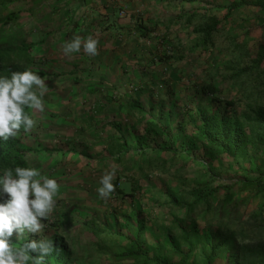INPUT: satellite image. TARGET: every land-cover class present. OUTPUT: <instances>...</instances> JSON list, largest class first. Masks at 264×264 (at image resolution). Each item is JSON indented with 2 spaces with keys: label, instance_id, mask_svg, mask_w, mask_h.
<instances>
[{
  "label": "rangeland",
  "instance_id": "1",
  "mask_svg": "<svg viewBox=\"0 0 264 264\" xmlns=\"http://www.w3.org/2000/svg\"><path fill=\"white\" fill-rule=\"evenodd\" d=\"M172 1L181 4L178 0ZM197 1L194 5L182 3L180 8L172 4L174 9L167 11H144L142 17L134 13L142 19L158 17L157 29L139 44L142 49L138 50L136 45L137 51L145 53V57L141 53V58L143 67L152 75L150 91L154 94L152 104L144 105L149 111L144 117L128 114L116 117L121 119L123 138L115 141L113 130L108 127L100 130L101 137L78 133L73 139L65 138L64 142L59 141L55 130L46 126L42 130L38 129L40 125L35 126L24 133L22 143L26 149H53L69 140L71 146L68 143L66 147L74 146L76 152L65 161L67 156L52 157L46 152L31 154L32 166H29L60 184L56 206L48 219L42 221L43 231L37 235L25 233L30 240L56 237V245L60 242L63 246L62 261H49L47 256L45 261L49 263L45 264H63V261L65 264H113L112 254L126 251L129 243L125 236L134 235L139 227L142 239L160 258L178 257L172 251L178 247L188 264H206L209 235L216 234L217 226L213 223L222 209L224 191L239 180L237 175L259 158L263 149L254 141L262 130L253 120L256 105H264V64L260 71L243 72V69L250 67L259 45H264V14L252 7H242L223 19V6L237 0ZM212 18L220 22L207 46H200L203 31ZM166 57L170 58L160 62L159 59ZM19 64L25 66L23 60ZM28 65L30 68H26L41 74L47 67V59L33 55ZM45 82L49 91L44 98L56 97L55 83L47 79ZM131 85L137 91L140 84ZM207 85L217 87L220 92L205 96L202 91ZM115 91L120 90H112ZM143 91L146 92L143 89L140 95H145ZM115 94L119 99L124 95L122 91ZM115 96L109 95L111 100H116ZM211 99L221 110L224 101L233 103L232 117L238 119L251 141L240 168L199 136L200 113L211 111ZM55 108L63 109L64 115L68 110V107ZM221 110L219 113L223 112ZM153 122L164 125L165 129ZM47 130L49 134L44 135ZM126 146L133 148V152L120 154ZM169 147L177 148L178 154L163 151ZM111 166L119 168L114 181L116 190L104 200L97 189L102 175ZM207 167L213 169L217 177L209 176ZM117 188L126 194L117 193ZM210 191H216L218 201L208 212L202 205L194 211L191 217L200 232L191 234L192 227L187 224L190 216L174 203H191ZM262 204L263 199L253 197L252 192L236 193L234 201L226 208L231 223L224 217L220 231L228 226L251 233L252 217L258 215ZM208 221L210 226L206 224ZM11 239L18 240L15 235ZM213 264H225V254L218 256Z\"/></svg>",
  "mask_w": 264,
  "mask_h": 264
},
{
  "label": "crops",
  "instance_id": "2",
  "mask_svg": "<svg viewBox=\"0 0 264 264\" xmlns=\"http://www.w3.org/2000/svg\"><path fill=\"white\" fill-rule=\"evenodd\" d=\"M172 4L176 8L183 5L171 0H88L87 4L81 5L73 0H0L2 48L23 50L22 60L24 67L28 68L33 55L47 59V67L40 72L42 78L55 83L57 96L44 98L45 111L34 113L30 109V117L35 115L33 119L38 122L36 128L40 125L39 130L43 126L55 130L61 142L65 138H75L78 133L86 137H101L103 127L113 130L112 138L115 141L123 138L121 119L116 117L125 114L144 117L149 112L144 105L152 104L154 94L150 91L153 88L152 75L149 74L150 70L143 67L141 58L145 57V53L136 50L137 46L138 50L142 49L139 44L143 43V39L126 30L133 26V18H138L134 13L141 16L144 11H167L174 9ZM115 10H119L118 21L123 28L117 31L102 28L107 16H111ZM6 18L11 19L8 24L5 23ZM157 18L143 19L157 21ZM74 35L98 36L99 54L93 57L81 50L73 53L71 58L64 56L61 45ZM132 83L140 84L137 91ZM113 89L122 91V98L115 96L120 91L112 92ZM143 89L145 95H140ZM110 94L116 100H111ZM55 106L68 107V110L64 115L63 109H56ZM48 107L54 108L50 110ZM49 130L44 135H48ZM68 143L71 146V142L66 140L58 154H46L52 157L67 156L63 161L70 160L74 146L72 150V147H66ZM37 150H30L29 162L32 160L31 154H38ZM39 151L41 153V149ZM119 152L122 155L132 153L133 148L126 146ZM29 164L32 166L31 162Z\"/></svg>",
  "mask_w": 264,
  "mask_h": 264
},
{
  "label": "trees",
  "instance_id": "3",
  "mask_svg": "<svg viewBox=\"0 0 264 264\" xmlns=\"http://www.w3.org/2000/svg\"><path fill=\"white\" fill-rule=\"evenodd\" d=\"M79 5L87 4L88 0H73ZM181 3L188 5H194L198 3L197 0H178ZM242 7H252L257 11L264 14V0H237L233 1L230 4L223 6L225 10V15L223 19L229 18L232 11L237 10ZM119 10L113 11L111 16H107V21L105 22L104 29H109L112 31H117V29L123 28L119 24L118 16ZM110 18V19H109ZM132 18V16H131ZM6 24L10 22L11 19H5ZM220 21L216 19H211L210 24L206 25V28L203 31V37L200 40V46H207L208 41L210 40L211 34L214 32ZM157 23L155 21L142 19V18H133V26L127 28L129 34L137 36L139 39H144L150 36L156 29ZM5 25V24H4ZM118 30V31H119ZM3 41L0 40V76H9L13 71H24L28 69L19 64L23 59V50H11L2 48ZM170 57L159 59L160 62H164ZM158 60V59H157ZM264 64V45L261 44L258 47V50L252 59L250 67L243 69V72L249 70L260 71ZM42 77L41 74H38ZM264 90V82H263ZM203 94L214 95L220 90L213 86L207 85L203 89ZM210 102L211 111L201 112L200 121L201 126L198 129L199 136L208 146L216 149L220 154L226 156L232 162L235 163L236 167L240 168V162L247 154V149L250 144L249 138L244 134L242 125L238 119L232 117L231 109L232 102L224 101L221 105L223 110H221L220 105L214 106L213 99ZM221 104V103H220ZM257 109L255 111V121L261 127V133L259 136L254 138V141L260 145L263 149L259 153V158H255L248 165L242 169L241 175H237L239 180L235 181L232 184V187H228L224 191V197L221 199V207L217 220L213 223L214 226H217L215 229V236H210L209 240V249L206 256V264H213V262L225 254V264H264V105L257 104ZM217 110V111H216ZM223 111L222 113H219ZM26 114L30 116V109H25ZM160 129H165L164 125H161L158 122H153ZM25 130L20 129L16 137L4 141L0 139V175L4 168H15L20 167H30L28 156L31 153L30 149H26L23 146L22 140ZM66 145V144H65ZM64 145H58L53 149L42 148L41 152H46L47 154L59 153L61 148ZM73 150V148H71ZM71 150V151H72ZM163 151H169L172 155H177L178 151L175 147H169L163 149ZM34 152V151H33ZM32 152V153H33ZM40 151L36 152L38 154ZM76 153V152H70ZM79 155H83L79 153ZM86 157V156H84ZM211 168V165H208ZM207 167L209 176L213 175L217 177L215 171ZM244 171V172H243ZM243 173V174H242ZM252 192L253 197H259L263 199V204L260 206L258 215L252 217L253 220V230L250 233L243 228L240 229H229L225 227L224 231H220V226L224 217L227 216V222L231 223L230 214L226 215V208L228 204L234 201V196L244 192ZM218 192V191H217ZM117 193L126 194L123 189L117 188ZM216 191H210L207 195L197 196V198L191 203H174L176 207L183 210L185 215L190 216V221H187V224L192 227L191 234H198V225L192 214L194 211L199 208L200 205L205 207V212H208V209L215 205L218 201ZM4 197H0V202H3ZM207 226H210L211 223L206 222ZM229 225V224H228ZM142 228L139 227L134 235H126L125 239L129 243V248L126 251L121 253L112 254L110 259L114 264H188L187 258L183 256V252L177 248L173 251V255H178V257H172L171 255L168 258L162 259L148 246L147 241L142 239L141 236ZM124 236V235H123ZM12 244L16 247L26 243L30 238H27L26 235L21 240L11 239ZM59 252H53L51 256L49 255V261L53 259L56 263L61 262L62 257L61 253L64 251L63 246L59 244L56 245L57 239L53 237L51 239ZM191 250L189 251V253ZM32 255H35L34 253ZM174 258H177L175 260ZM49 261H45L49 263ZM63 264L65 262L63 261Z\"/></svg>",
  "mask_w": 264,
  "mask_h": 264
},
{
  "label": "clouds",
  "instance_id": "4",
  "mask_svg": "<svg viewBox=\"0 0 264 264\" xmlns=\"http://www.w3.org/2000/svg\"><path fill=\"white\" fill-rule=\"evenodd\" d=\"M98 45V36L74 35L61 48L68 58L81 50L94 57L99 54ZM48 91L45 79L32 69L13 71L10 77L0 76V139L8 141L16 137L21 128L25 132L32 131L36 122L25 109L43 113ZM118 170V166H111L102 175L97 189L101 199L107 200L115 192ZM59 188L56 179L43 175L35 167L3 169L0 175V197H4L0 202V264H45L47 256L60 251L48 238L28 240L19 247L11 240L14 235L21 240L25 233L37 235L43 231L42 221L53 212Z\"/></svg>",
  "mask_w": 264,
  "mask_h": 264
}]
</instances>
